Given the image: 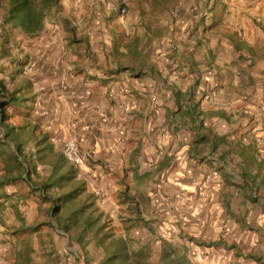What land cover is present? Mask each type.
<instances>
[{"label":"crops","instance_id":"obj_1","mask_svg":"<svg viewBox=\"0 0 264 264\" xmlns=\"http://www.w3.org/2000/svg\"><path fill=\"white\" fill-rule=\"evenodd\" d=\"M156 1L0 26V264H80L53 217L71 192L108 229L178 240L161 264H264V0Z\"/></svg>","mask_w":264,"mask_h":264},{"label":"trees","instance_id":"obj_2","mask_svg":"<svg viewBox=\"0 0 264 264\" xmlns=\"http://www.w3.org/2000/svg\"><path fill=\"white\" fill-rule=\"evenodd\" d=\"M176 2L177 0H168V3ZM166 3L167 0H157L154 4L164 6ZM61 11V0H0V26L35 37L44 30L47 19L57 16ZM70 180L66 176L59 179L61 187ZM75 197V192L60 196V206L53 213L59 229L71 233L69 247L80 246L84 257H87L86 248L95 243L105 251V257L100 264H147L146 249L130 251L128 240L115 236L112 228L108 229L107 225L100 223L99 216L92 217L93 212L87 207L89 205L70 207L69 204L73 203ZM125 199L134 197L126 193ZM87 233L93 234V238L87 240Z\"/></svg>","mask_w":264,"mask_h":264},{"label":"rangeland","instance_id":"obj_3","mask_svg":"<svg viewBox=\"0 0 264 264\" xmlns=\"http://www.w3.org/2000/svg\"><path fill=\"white\" fill-rule=\"evenodd\" d=\"M161 7L163 6L161 5L156 6L153 4V8H155L156 10H159ZM162 219L164 218H161L158 221H162ZM111 228L113 230L115 229L117 232H119L120 230L122 231V228L125 229L126 231L128 230L127 232L130 235L128 242L130 251H136L141 247L148 249L150 248L151 255L150 258H148L147 260V264H161L159 252H162L164 248H172L173 242H176V244L181 245L180 242H178V240L174 241L172 240V238H171L172 241L168 240L165 237L167 234L165 235V234L157 233L156 235H151L148 231H145L148 229L144 227H140L136 230L135 229L133 230L132 228H130V225H126V226L124 225L122 227V225L116 224L115 227L112 226ZM168 231L170 230L166 228V233H168ZM168 237H173V236L171 235ZM75 248H77L78 255H80L79 258L80 264H85V262L86 264H100L102 259L105 257V251L101 247L97 246L95 243H91L88 246L89 252L87 253L88 255L86 254L87 257H84L83 254L84 252L80 246L76 245Z\"/></svg>","mask_w":264,"mask_h":264},{"label":"built area","instance_id":"obj_4","mask_svg":"<svg viewBox=\"0 0 264 264\" xmlns=\"http://www.w3.org/2000/svg\"><path fill=\"white\" fill-rule=\"evenodd\" d=\"M124 13V10H123ZM62 152L67 162L77 168L85 166L86 160L74 140L67 139L62 144Z\"/></svg>","mask_w":264,"mask_h":264}]
</instances>
